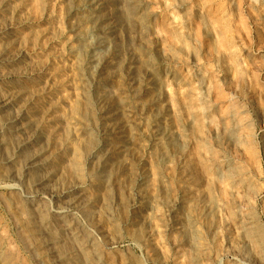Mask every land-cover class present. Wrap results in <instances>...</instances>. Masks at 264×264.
I'll use <instances>...</instances> for the list:
<instances>
[{
    "label": "rangeland",
    "instance_id": "1",
    "mask_svg": "<svg viewBox=\"0 0 264 264\" xmlns=\"http://www.w3.org/2000/svg\"><path fill=\"white\" fill-rule=\"evenodd\" d=\"M121 1L0 0V42L2 43H0V99H6L4 102L7 103L5 109L0 112V125L8 142L6 150L10 151L16 148V145L20 147L16 153L18 165H5L0 160V234L2 233L0 235V264H7L5 260H2V255L8 249H12V257L16 259L14 264H55L52 257L44 250L39 249L40 255H36L33 247L24 243V240L20 239L21 233L18 234L20 226L22 229L31 231L32 225L29 224L30 211L21 196L22 187L18 184L19 181L15 177L12 178L10 174L17 169L20 174L21 163L23 164L28 156L38 154V149L41 154L39 161H43L47 167L44 166L45 169L35 168L32 171L34 175L31 173V177L33 176L31 180H38L39 177L45 176L48 179V188L65 191L66 195L70 194V196L83 192L84 199H87L85 208L77 210L75 212L77 217L75 216L76 219L73 220L77 230H75L77 240L72 241L70 236H64L66 238L61 243L63 245H59L60 251L63 248L61 253L72 252L73 255L77 253L78 257L71 255V264H264V0H137V18H144L143 22L131 15L130 18H132L126 19L122 27L118 28L120 32H117L121 40L125 39L119 59L125 60L133 57L132 59L137 61V71L135 75L129 74L123 62L117 63L118 60H116L115 70L109 73L108 84L102 87L99 75L93 71V68L85 73L80 70V62L76 58L75 36L81 35L86 38L85 42L89 43L92 38L85 34L89 30L88 18L90 14L92 15V10L98 9L100 15L103 12L110 13L109 21L115 22V10L118 8L125 10ZM78 2L81 3L78 5ZM76 21L77 23H73ZM127 21L131 25L130 28L135 27L131 29L132 31L130 30L131 33L127 32ZM72 48L73 51L70 50ZM83 56L85 62L90 59L92 61L99 56V52L93 49L85 50ZM90 75L91 78H88ZM166 80L167 84L164 83ZM72 82L76 84L73 85ZM77 83L80 84L77 85ZM86 87L92 93V102L89 101L90 107L88 106L87 110L82 107L86 103V99L82 96ZM101 87L102 90H110V99L121 100H119L121 106L116 120L120 130L113 128L110 131L109 123L100 118L101 109L97 100ZM15 90L18 92L15 93ZM165 90H170L169 94L164 93ZM170 94L171 97L168 96V99L167 95ZM95 95L97 98L94 97ZM24 98L29 101L27 99L25 101ZM38 99L41 100L38 101ZM12 116L17 119L14 120ZM30 118L39 130L33 135L28 129L24 131V134L19 132L16 127L26 124L28 120L30 122ZM153 120L155 126L160 128L159 130L165 131L166 128V134L157 144L147 136V126ZM127 122L131 123L127 124ZM71 127L75 132L73 128L71 130ZM9 128L16 130L11 131ZM54 134L59 136L56 137ZM75 135L76 138H74ZM89 135H92L94 139L87 144ZM159 144L161 148L165 147L163 151L165 150L164 154L166 152L167 155L165 154L166 160L164 161H160L155 154L157 148L160 147ZM74 147H77L80 154L82 152L80 159L83 166L82 172L78 173L79 178L71 173L73 171L70 169ZM113 151H117V154ZM132 153L135 154L132 155ZM45 156L48 158H44ZM90 156L93 160L89 158ZM115 159L121 161L123 166L125 164L127 166V169L125 168L119 176L112 171ZM3 170L8 173L5 171L3 174ZM129 170L131 172H127ZM51 173H56L59 178L51 177ZM116 181L120 182L119 185ZM157 181L159 184L156 183ZM121 196L124 198L122 199ZM156 196L158 198H155ZM47 197L46 203L51 205L52 200L49 196ZM101 199L104 202L102 200L100 203ZM104 203L108 210L103 209ZM202 203L206 207H202ZM98 204L103 205L102 208ZM25 206L27 207L24 208ZM138 214H141L140 217ZM146 215H151V218ZM17 217L20 218L16 219ZM25 221L27 224L24 223ZM186 221L193 225L195 236H197L196 241H191L188 232H185L186 225L188 226ZM148 234L151 237H148ZM82 236L85 237L83 246L89 250L84 247V251L80 248L81 251L77 248V242L83 239ZM112 238L116 242L114 248L107 245V241ZM37 239H34L35 242H39ZM194 242L198 243L195 245ZM71 243L74 244L71 246ZM145 244L150 249H147ZM66 247L68 250L65 249ZM150 253L153 254L149 255Z\"/></svg>",
    "mask_w": 264,
    "mask_h": 264
},
{
    "label": "bare ground",
    "instance_id": "2",
    "mask_svg": "<svg viewBox=\"0 0 264 264\" xmlns=\"http://www.w3.org/2000/svg\"><path fill=\"white\" fill-rule=\"evenodd\" d=\"M70 1V0H69ZM79 1V0H78ZM82 1H85V0H82ZM103 1H105V0H103ZM107 1H109V2H111L112 0H106V2ZM100 2V1H99ZM122 2V5H120V6H122L123 8L125 7V10L123 9V10H121V8L119 9H116L115 10V14H114V16H115V22L114 21H109L110 20V13L109 14H105L104 12V14L102 13V15H100L99 13H98V9H91L92 10V15L90 14V16H89V18H88V22H89V26H87L88 27V29H86V30H88L87 32H86V34L85 35H88V36H91V38H92V40H90V42L88 43H86L85 41V39L86 38H84V37H81V35L78 37L77 35L75 36V40H76V42H77V46H76V58L79 60V62H80V64H79V68H81L80 70H83L84 71V73L85 72H90L89 70H91L92 68H93V71L94 72H96V73H98V75H99V80H100V84L102 85V87H106V85L108 84V77H109V73H111V70H115L114 68L116 67V63L114 64V62L116 61V60H118L117 61V63H119V62H123V66H125V69L128 71V73L129 74H131V75H135V71H137V67H136V62L132 59L133 57H131L130 59H125V60H122L121 58V60L119 59V55H120V52H121V49H122V46L125 44V39H123L122 38V40H121V37L118 35L119 33H117L120 29H118V28H121L122 27V25L124 24V22L126 21V19H131L130 18V16L132 15V16H135V18H137V15H138V2H137V0H122L121 1ZM66 3H67V1H66ZM79 3H81V2H78L77 4L79 5ZM88 3V2H87ZM90 3H92V2H90ZM141 3V2H140ZM73 4V3H72ZM83 4V3H82ZM68 6H70V5H68ZM89 6V5H88ZM109 6V5H108ZM73 7V6H72ZM71 7V8H72ZM77 7V6H76ZM81 7V6H80ZM79 7V8H80ZM93 7H95V6H93ZM100 7V6H99ZM85 8V7H84ZM71 10V9H70ZM80 10V9H79ZM84 11V10H83ZM68 14V13H67ZM82 16H84L83 14H81ZM87 16V15H86ZM140 17V16H139ZM77 18H79V17H77ZM82 18V17H81ZM80 19V18H79ZM134 19V18H133ZM140 22H143V20H144V18H142V17H140V18H137ZM74 20H75V18H74ZM78 20V19H77ZM82 20V19H81ZM85 20H86V18H85ZM73 21V20H72ZM79 21V20H78ZM83 21V20H82ZM132 21V20H131ZM71 22V21H70ZM86 22V21H85ZM128 22V21H127ZM73 23H77V21L76 22H73ZM73 23L71 24V23H69L71 26L73 25ZM134 23V22H133ZM145 24V23H144ZM80 26V25H79ZM85 26V25H84ZM83 26V27H84ZM118 26H120V27H118ZM130 26L131 25H129V22H128V24H127V32L128 33H131L130 32V30L131 29H134V28H130ZM16 27V26H15ZM81 27V26H80ZM70 28V27H69ZM77 28V27H76ZM144 28V27H143ZM142 28V29H143ZM79 29V28H78ZM71 30V29H70ZM132 31V30H131ZM141 31V30H140ZM243 31V30H242ZM120 32V31H119ZM85 33V32H84ZM141 33H142V31H141ZM75 34V33H74ZM74 34H72V35H74ZM132 35V34H131ZM244 36V35H243ZM123 37V36H122ZM71 39H72V37H70ZM90 38V39H91ZM10 39V38H9ZM9 39L8 40H6L7 42L9 41ZM69 39V38H68ZM12 40H14V38L12 39ZM70 40V39H69ZM89 40V39H88ZM142 40V39H141ZM5 41V42H6ZM4 42V41H3ZM143 42V41H142ZM1 43V42H0ZM127 43V42H126ZM262 43V42H261ZM2 44V43H1ZM7 44V43H6ZM10 44H12V43H10ZM71 45V44H70ZM5 46H7V45H5ZM14 46V45H13ZM75 46V45H74ZM132 46V45H131ZM1 47V46H0ZM4 48V47H3ZM256 48V47H255ZM1 49V48H0ZM91 49H93V51L95 50H98V52H99V56L97 57L96 56V58L94 59V60H92L91 61V59H90V61H87V62H85L84 61V56H83V53H84V51L85 50H91ZM124 49V48H123ZM136 49V48H135ZM9 50V49H8ZM70 50H72L73 51V48L72 49H70ZM133 50V49H132ZM137 51V50H136ZM9 52V51H8ZM7 52V53H8ZM86 53V52H85ZM131 54V53H130ZM7 55V54H6ZM6 55L4 56V57H6ZM122 55H124V54H122ZM134 55V54H133ZM9 57V56H8ZM13 57V56H12ZM150 59V58H149ZM3 60V59H2ZM10 60V59H9ZM148 61V60H147ZM74 62H75V60H74ZM146 62V61H145ZM144 62V63H145ZM150 62H152V61H150ZM76 64V63H75ZM78 64V63H77ZM147 64V63H146ZM121 65H122V63H121ZM77 66V65H76ZM139 66V65H138ZM145 66V65H144ZM142 67V66H141ZM140 67V68H141ZM146 68L148 67V66H145ZM144 67V68H145ZM70 68H71V66H70ZM120 68V67H119ZM149 68V67H148ZM10 69V68H9ZM122 69V68H121ZM2 70V69H1ZM140 70V69H139ZM10 71V70H9ZM8 71V72H9ZM72 71V70H71ZM76 71V70H75ZM119 71V70H118ZM73 72V71H72ZM116 72V71H115ZM139 72V71H138ZM141 72V71H140ZM1 73V72H0ZM83 73V72H82ZM120 73V72H119ZM74 74V73H73ZM79 74V73H78ZM90 74H92V73H90ZM139 74V73H138ZM81 75V74H80ZM112 76V75H111ZM117 76H119L118 74H117ZM123 76V75H122ZM121 76V77H122ZM138 76V75H137ZM76 77V76H75ZM81 77V76H80ZM115 77V76H114ZM120 77V78H121ZM140 77H142V76H140ZM73 78V77H72ZM88 78H91V75H90V77H88ZM94 78V77H93ZM124 78V77H123ZM125 78H126V76H125ZM130 78V77H129ZM145 78V77H144ZM152 78V77H151ZM74 79V78H73ZM110 79H112V78H110ZM140 79V78H139ZM58 80V79H57ZM78 80H79V77H78ZM92 80H94V79H92ZM91 80V81H92ZM97 80V79H96ZM113 80V79H112ZM124 81V80H123ZM122 81V82H123ZM126 81V80H125ZM162 81V80H161ZM59 82V81H58ZM57 82V83H58ZM69 82V81H68ZM127 82V81H126ZM125 82V83H126ZM134 82V81H133ZM167 82V80L164 82V83H166ZM74 83L75 82H72V84L74 85ZM130 83V82H129ZM163 83V84H164ZM59 84V83H58ZM76 84V83H75ZM78 84H80V83H77V85ZM160 84V83H159ZM167 84V83H166ZM165 84V85H166ZM54 85H55V83H54ZM63 85V84H62ZM66 85V84H65ZM76 85V86H77ZM88 85V84H87ZM100 85V86H101ZM162 85V84H161ZM83 86H85V85H83ZM82 86V87H83ZM26 87V86H25ZM37 87V86H36ZM69 87V86H68ZM74 87V86H73ZM77 87H79V86H77ZM102 87H101V92H99V94L100 95H98L99 96V98H98V100H97V102L100 104V118L102 119V120H104V121H107L108 123H109V125H108V129L111 131L113 128L114 129H119L120 130V128H118V123L116 122V120H117V113H118V111L120 110V101L119 100H112V99H110L109 98V95H110V90L109 91H107L106 89H104V90H102ZM136 87V86H135ZM147 87V86H146ZM150 87V86H149ZM49 88V87H48ZM55 88V87H54ZM76 88V87H75ZM80 88V87H79ZM169 88V87H168ZM10 89V88H9ZM13 90H14V88H12ZM11 89V90H12ZM42 89V88H41ZM63 89V88H62ZM65 89V88H64ZM82 89V88H81ZM112 89V88H111ZM162 89H163V87H162ZM165 89H167V88H165ZM6 90H8V89H6ZM17 90V89H16ZM15 90V91H16ZM27 90V89H26ZM43 90V89H42ZM120 90V89H119ZM128 90V89H127ZM129 90H130V88H129ZM33 91V90H32ZM35 91V90H34ZM37 91V90H36ZM53 91V90H52ZM113 91V90H112ZM115 91H117V90H115ZM169 92H170V90H168ZM168 91H164V93L165 92H168ZM9 92V91H8ZM12 92V91H11ZM18 91H16L15 93H17ZM21 92V91H20ZM40 92V91H39ZM38 92V93H39ZM45 92V91H44ZM78 92H79V90H78ZM78 92H77V94H78ZM131 92V91H130ZM138 92V91H137ZM169 92H168V94H169ZM10 93V92H9ZM76 93V92H75ZM161 93V92H160ZM159 93V94H160ZM7 94V93H6ZM28 94V93H27ZM34 94V93H33ZM37 94V93H36ZM74 94V93H73ZM80 94H82V93H80ZM115 94L117 95V93L115 92ZM118 94H119V92H118ZM127 94V93H126ZM135 94V93H134ZM138 94V93H137ZM155 94V93H154ZM30 96H31V93L29 94ZM53 95V94H52ZM91 95H92V93H91V90L88 88V87H86L84 90H83V94H82V96H83V98H85L86 100H85V102L86 103H84V105L82 106L83 108H85L86 110H87V107L89 106L88 105V103H89V101H91ZM133 95V94H132ZM156 95H158V94H156ZM5 96V95H4ZM3 96V97H4ZM63 96H65V95H63ZM75 96V95H74ZM77 96V95H76ZM151 96V95H150ZM160 96V95H159ZM168 96H170L171 97V94L170 95H167V98H168ZM25 97V96H24ZM27 97V96H26ZM62 97V96H61ZM60 97V98H61ZM71 97V96H70ZM94 97H96V95L94 96ZM118 97V96H117ZM122 97V96H121ZM132 97V96H131ZM137 97V96H136ZM157 97V96H156ZM162 97V96H161ZM37 98V97H36ZM67 98V97H66ZM77 98V97H76ZM79 98V97H78ZM97 98V97H96ZM115 98V97H114ZM120 98V97H119ZM130 98V97H129ZM9 99V98H8ZM25 99V98H24ZM27 99V98H26ZM26 99H25V101H26ZM69 99V98H68ZM67 99V100H68ZM72 99H74V98H72ZM169 99V98H168ZM172 99V98H171ZM4 100L6 101V99H0V112L1 111H3V109H5V106H6V102H4ZM28 100V99H27ZM31 100H32V98H31ZM41 100V99H40ZM39 99H38V101H40ZM65 100V99H64ZM66 100V101H67ZM77 100V99H76ZM75 100V101H76ZM81 102H82V100L81 99H79ZM123 100V99H122ZM29 101V100H28ZM61 101V100H60ZM78 101V100H77ZM96 101V100H95ZM129 101V100H128ZM142 101V100H141ZM24 102V101H23ZM69 102V101H68ZM67 102V103H68ZM92 102V101H91ZM132 102H133V100H132ZM170 102V101H169ZM51 103H53V101L51 102ZM55 103V102H54ZM70 103V102H69ZM68 103V104H69ZM95 103V102H94ZM93 103V104H94ZM123 103V102H122ZM134 103V102H133ZM146 102H144V104H145ZM167 103V102H166ZM18 104V103H17ZM47 104V103H46ZM49 104V103H48ZM76 104V103H75ZM74 104V105H75ZM78 104V103H77ZM129 104H131V103H129ZM143 104V103H142ZM147 104V103H146ZM171 104V103H170ZM169 104V105H170ZM173 104V103H172ZM23 105V104H22ZM27 105V104H26ZM138 105H140V103L138 104ZM18 106V105H17ZM40 106V105H39ZM129 106V105H128ZM172 106V105H171ZM32 107V106H31ZM35 107V106H34ZM47 107H48V105H47ZM46 107V108H47ZM52 107V106H51ZM59 107H61V106H59ZM75 107V106H74ZM90 107V106H89ZM134 107H136V105L134 106ZM173 107V106H172ZM172 107H171V110H172ZM12 108V107H11ZM36 108V107H35ZM66 108V107H65ZM73 108V107H72ZM81 108V107H80ZM96 108V107H95ZM123 108V107H122ZM128 108V107H127ZM138 108V107H137ZM159 108V107H158ZM13 109H14V107H13ZM16 109V108H15ZM41 109V108H40ZM44 109V108H43ZM42 109V110H43ZM75 109H76V107H75ZM99 109V108H98ZM154 109V108H153ZM38 110V108L36 109V111ZM47 110H48V108H47ZM46 110V111H47ZM60 110V109H59ZM61 110H63V109H61ZM77 110V109H76ZM124 110V109H123ZM134 110V109H133ZM132 110V111H133ZM142 110V109H141ZM5 111V110H4ZM12 111V110H11ZM21 111V110H20ZM28 111H29V109H28ZM41 111V110H40ZM79 111H81V110H79ZM78 111V112H79ZM92 111V110H91ZM96 111V110H95ZM126 111V110H125ZM165 111H166V109H165ZM8 112V111H7ZM25 112V111H24ZM45 112V111H44ZM159 112V111H158ZM4 113V112H3ZM19 113V112H18ZM17 113V114H18ZM63 113H64V111H63ZM69 113V112H68ZM71 113V112H70ZM83 113V112H82ZM87 113H88V111H87ZM120 113H122V112H120ZM129 113V112H128ZM150 113H151V111H150ZM9 114V113H8ZM21 114V113H20ZM27 114V113H26ZM38 114V113H37ZM60 114V113H59ZM81 114V113H80ZM141 114V113H140ZM143 114V113H142ZM1 115V114H0ZM5 115V114H4ZM11 115V114H10ZM13 115H14V113H13ZM68 115V114H67ZM87 115V114H86ZM97 115V114H96ZM148 115H150V114H148ZM154 115V114H153ZM20 116V115H19ZM64 116V115H63ZM62 116V117H63ZM70 116V115H69ZM74 116V115H73ZM121 116H122V114H121ZM138 116V115H137ZM141 116V115H140ZM158 116V115H157ZM7 117H9V116H7ZM13 117V116H12ZM18 117V116H17ZM29 117V116H28ZM79 117H80V115H79ZM93 117H95V116H93ZM129 117V116H128ZM142 117V116H141ZM44 118V117H43ZM49 119H50V117H48ZM61 118V117H60ZM67 118V117H66ZM97 118V117H96ZM121 118V117H120ZM127 118V117H126ZM166 118V117H165ZM13 119H14V117H13ZM13 119H11V120H13ZM17 118H15L14 120H16ZM35 119V118H34ZM73 119V118H72ZM80 119V118H79ZM87 119V118H86ZM146 119V118H145ZM5 120H6V117H5ZM10 120V119H9ZM8 120V121H9ZM54 120V119H53ZM57 120H58V118H57ZM62 120V119H61ZM69 120V119H68ZM71 120V119H70ZM85 120V119H84ZM83 120V121H84ZM88 120V119H87ZM93 120V119H92ZM96 120V119H95ZM121 120V119H120ZM129 120V119H128ZM152 120V119H151ZM151 120H148V121H151ZM7 121V120H6ZM29 121V120H28ZM27 121V123L26 124H24V125H22V126H19V127H16L17 129H18V131L19 132H23V134L25 133L24 131H26L27 129L28 130H30L31 131V133H32V135L34 134V133H36L37 132V130H39V127L38 126H36V125H34L32 122H31V118H30V122H28ZM51 121V120H50ZM75 121V120H74ZM78 121V120H77ZM76 121V122H77ZM81 121V120H80ZM79 121V122H80ZM125 121H127V120H125ZM141 121V120H140ZM146 121H147V119H146ZM192 121V120H191ZM5 122V121H4ZM39 122V121H38ZM66 122V121H65ZM78 122V123H79ZM89 122V121H88ZM167 122H169V121H167ZM194 122V121H193ZM23 123V122H22ZM37 123V122H36ZM40 123V122H39ZM70 123V122H69ZM86 123V122H85ZM85 123H83V124H85ZM93 123H96V122H94L93 121ZM98 123V122H97ZM129 123H131V122H129ZM128 122H127V124H129ZM134 123V122H133ZM137 123V122H136ZM142 123V122H141ZM81 124V123H80ZM79 124V125H80ZM146 124H148V123H146ZM145 124V125H146ZM169 124V123H168ZM10 125V124H9ZM21 125V124H20ZM67 125H69V124H67ZM66 125V126H67ZM86 125H87V123H86ZM85 125V126H86ZM90 125V124H89ZM132 126H133V124H131ZM5 126V125H4ZM36 126V127H35ZM65 126V125H64ZM69 126H72L71 124L69 125ZM74 126V125H73ZM77 126V125H76ZM102 126V125H101ZM123 126V125H122ZM127 126V125H126ZM163 126H165V125H163ZM169 126H170V124H169ZM6 127H7V124H6ZM9 127V126H8ZM12 127V126H11ZM61 127H63V126H61ZM80 127V126H79ZM83 127V126H82ZM98 127V126H97ZM134 127V126H133ZM140 127V126H139ZM138 127V128H139ZM148 127V129H146L145 127V129L147 130V136L150 138V140L152 141V142H154L155 144H157V142L158 141H162V137H163V135H165L166 134V128H165V131L164 130H159L160 128H157L156 126H155V124H154V120L147 126ZM53 128V127H52ZM55 128V127H54ZM68 128V127H67ZM72 128L73 127H71V130H72ZM74 128H75V126H74ZM74 128H73V131L75 132V130H74ZM99 128V127H98ZM97 128V129H98ZM123 128V127H122ZM125 128V127H124ZM127 128V127H126ZM135 128H136V130H137V126H135ZM143 128V127H142ZM11 131H15L16 129H12V128H9ZM59 129H60V127H59ZM65 129V128H64ZM64 129H62L63 131H64ZM80 129V128H79ZM92 129V128H91ZM104 129V128H103ZM107 129V128H106ZM128 129H130V128H128ZM164 129V128H163ZM52 130V129H51ZM61 130V131H62ZM66 130V129H65ZM99 130V129H98ZM140 130V129H139ZM144 130V129H143ZM58 131V130H57ZM77 131V130H76ZM116 131V130H115ZM133 131V130H132ZM132 131H131V133H132ZM142 131V130H141ZM48 132V131H47ZM52 132V131H51ZM54 132V131H53ZM65 132V131H64ZM79 132V131H78ZM145 132V130L143 131V133ZM170 132V131H169ZM178 132V131H177ZM176 132V133H177ZM43 133V132H42ZM56 133V132H55ZM59 134H60V132H58ZM62 133V132H61ZM85 133V132H84ZM93 133V132H92ZM98 133V132H97ZM101 133V132H100ZM130 133V132H129ZM171 133H173V132H171ZM175 133V134H176ZM29 134H30V132H29ZM28 134V135H29ZM57 134V133H56ZM56 134H54L55 136H56ZM68 134V133H67ZM73 134V133H72ZM75 134H77V133H75ZM108 134V133H107ZM128 134V133H127ZM178 134H179V132H178ZM27 135V136H28ZM50 135V134H49ZM53 135V136H54ZM69 135V134H68ZM79 135V134H78ZM85 135H87V134H85ZM95 135V134H94ZM99 135V134H98ZM122 135V134H121ZM130 135V134H129ZM128 135V136H129ZM134 135V134H133ZM8 136V135H7ZM6 136V137H7ZM47 136V135H46ZM45 136V137H46ZM57 136H59V135H57ZM56 136V137H57ZM63 136V135H62ZM70 136V135H69ZM84 136V135H83ZM115 136V135H114ZM139 136V135H138ZM143 136V135H142ZM169 136V135H168ZM182 136V135H181ZM11 137V136H10ZM24 137H26V135L24 136ZM32 137V136H31ZM44 137V138H45ZM70 137H72V136H70ZM95 137V136H94ZM119 137V136H118ZM171 137V136H170ZM176 137V136H175ZM22 138V137H21ZM30 138V137H29ZM46 138H48V137H46ZM55 138V137H54ZM60 138V137H59ZM66 138H68V137H66ZM74 138H76V135H75V137ZM77 138H79L78 136H77ZM85 138V137H84ZM109 138V137H108ZM115 138H117L116 136H115ZM120 138V137H119ZM145 138V137H144ZM168 138V137H167ZM181 138V137H180ZM7 138H5V134L3 133V131H2V128H1V125H0V149H1V156H0V160L2 161V163L3 164H10V165H12V166H15L16 164H17V155H16V153H17V151L20 149V147H19V145H16V148H12L10 151H9V149L8 150H6V147H7V145H8V142H7V140H6ZM23 139V138H22ZM41 139V138H40ZM64 139V138H63ZM81 139V138H80ZM91 139H94V138H92V135H89V137L87 138V144L89 143L90 144V140ZM121 139V138H120ZM127 139V138H126ZM131 139V138H130ZM136 139H137V137H136ZM9 140H10V138H9ZM8 140V141H9ZM13 140V139H12ZM21 140V139H20ZM42 140V139H41ZM45 140V139H44ZM52 140V139H51ZM62 140V139H61ZM65 140V139H64ZM78 140V139H77ZM86 140V139H85ZM169 140V139H168ZM167 140V141H168ZM176 140V139H175ZM24 141V140H23ZM46 141V140H45ZM56 141V140H55ZM63 141V140H62ZM67 141V140H66ZM72 141H73V139H72ZM95 141V140H94ZM122 141V140H121ZM170 141V140H169ZM182 141V140H181ZM41 142H43V141H41ZM50 142V141H49ZM69 142V141H68ZM79 142V141H78ZM137 142V141H136ZM141 142V141H140ZM142 142H144V141H142ZM146 142V141H145ZM13 143V142H12ZM44 143V142H43ZM46 143H47V141H46ZM53 143V142H52ZM56 144H58V143H60V141L57 143V142H55ZM54 143V144H55ZM65 143V142H64ZM67 143V142H66ZM74 143V142H73ZM83 143H84V140H83ZM96 143V142H95ZM107 143H110V142H107ZM137 143H139V142H137ZM154 143H152V144H154ZM171 143H174V142H171ZM182 143V142H181ZM10 144V143H9ZM39 144V143H38ZM54 144L52 145V146H54ZM91 144H93V143H91ZM145 144V143H144ZM167 144V143H166ZM11 145V144H10ZM13 145V144H12ZM42 145V144H41ZM44 145H46V144H44ZM59 145H61V143L59 144ZM64 145V144H63ZM69 145H70V143H69ZM72 146H73V144H71ZM80 145V144H79ZM85 145H86V143H85ZM94 145V144H93ZM111 145V144H110ZM109 145V146H110ZM160 145V144H159ZM175 145V144H174ZM48 146V145H47ZM46 146V147H47ZM66 146V145H65ZM83 146V145H82ZM88 146H91V145H88ZM115 146V145H114ZM140 146H143V145H140ZM146 146V145H145ZM169 146V145H168ZM171 146V145H170ZM19 147V148H18ZM38 147H40V146H38ZM48 147H50V146H48ZM55 147H56V145H55ZM78 147V146H77ZM77 147H74V148H72V150H73V158H71V155L69 156L71 159H72V164H71V171H73V172H71V173H74L75 175H77L78 176V178H79V175H78V173H80V172H82V166H83V164H82V161H81V154H82V152H81V154L78 152V150L76 149ZM81 147V146H80ZM84 147V146H83ZM94 147V146H93ZM150 147V146H149ZM156 147H157V145H156ZM155 147V148H156ZM41 148V147H40ZM60 148V147H59ZM67 148V147H66ZM70 148V147H69ZM96 148V147H95ZM146 148V147H145ZM154 148V149H155ZM164 149H165V147H163ZM163 148H161V145H160V147H158L157 148V153H155V154H157V158L161 161V160H163L164 161V159H165V154H166V152H165V154H164V151H163ZM23 149H24V147H23ZM45 149V148H44ZM47 149V148H46ZM52 149V148H51ZM58 149V148H57ZM56 149V150H57ZM86 149V148H85ZM107 149V148H106ZM114 149V148H113ZM137 149V148H136ZM138 149H139V147H138ZM174 149H176V148H174ZM37 150V149H36ZM54 150V149H53ZM53 150H51V151H53ZM63 150H64V148H63ZM108 150V149H107ZM124 150V149H123ZM122 150V151H123ZM38 151H40L39 149H38ZM37 151V153L39 154H33V155H30V156H28L26 159H25V161H24V163L22 164L21 163V173L19 174V172H17V170H19V169H17L16 171H13L12 172V174H10V172H9V174H10V176L13 178V177H15L16 179H17V181H19V183L18 184H20L21 185V190H22V199H24V201H25V203L27 204V206H28V209H29V211H30V213H29V215H28V217H29V224H31L32 226H31V231H27V230H25V229H22L21 228V226L19 227L20 228V232H18V234L19 233H21L20 234V239L22 240H24V243H26L27 245H29L30 247H33V252L36 254V255H40V251H38L39 249H41V250H44L45 252H46V254L47 255H50V257H52V259H53V261L55 262V264H71V261H72V257H71V255L72 256H74V255H76V254H74L73 255V253L72 252H65V253H61L62 252V249H61V251H60V249H59V245L62 243V242H64L63 241V239L64 238H66L67 236H70L71 238H72V241H73V239L74 240H77V238L78 237H76V234H75V227H74V223H73V220H74V218H75V212L77 211V210H79V209H83V208H85V206H86V201H87V199H84V194H83V192L82 193H77V194H75V196H70V194H68V195H66V192L65 191H56V190H53L54 188H48V184H47V178L45 177V176H41V177H39L38 178V180H31V179H33L32 177H31V173H32V171L35 169V168H39V167H41V168H43V169H45V167L44 166H46V165H44L43 164V161H39V158H40V156H41V154L39 153ZM42 151V150H41ZM55 151V150H54ZM53 151V152H54ZM81 151V150H80ZM84 151V150H83ZM86 151V150H85ZM89 151V150H88ZM22 152V151H21ZM105 152V151H104ZM103 152V153H104ZM151 152H152V150H151ZM89 153V152H88ZM113 153L114 154H117V151H113ZM56 154H58V153H56ZM72 154V153H71ZM87 154V153H86ZM133 154H135V153H132V155ZM171 154V153H170ZM51 155V154H50ZM99 155V154H98ZM141 155V154H140ZM167 155V154H166ZM19 156V155H18ZM55 156V155H54ZM60 156H62L61 154H60ZM94 156V155H93ZM106 156V155H105ZM156 156V155H155ZM172 156H173V154H172ZM51 157V156H50ZM68 157V158H69ZM131 157V156H130ZM135 157H136V155H135ZM134 157V158H135ZM170 157V156H169ZM168 157V158H169ZM44 158H48L47 156H45ZM65 158V157H64ZM89 158H91V160H93V158L90 156ZM112 158V157H111ZM114 158V157H113ZM133 158V159H134ZM140 158V157H139ZM138 158V159H139ZM156 158V159H157ZM96 159V158H95ZM122 159V158H121ZM126 159V158H125ZM169 159H173V158H169ZM60 160H62V159H60ZM59 160V161H60ZM68 160V159H67ZM116 160V159H115ZM166 160V159H165ZM70 161V160H69ZM111 161V160H110ZM113 161V160H112ZM128 161H130V160H128ZM173 161V160H172ZM171 161V162H172ZM95 162V161H94ZM50 163H51V161H50ZM91 163V162H90ZM133 163V162H132ZM19 164V163H18ZM17 164V165H18ZM67 164H68V162H67ZM98 164V163H97ZM96 164V165H97ZM159 164H160V162H159ZM164 164V163H163ZM169 164V163H168ZM126 165V164H125ZM123 166V164H121V161H115L114 162V166H115V169H114V166H113V170L112 171H114L115 172V174H118V176L125 170V168L127 167V166ZM133 165V164H132ZM135 165V164H134ZM167 165V164H166ZM63 166H65L64 164H63ZM98 166V165H97ZM103 166V165H102ZM47 167V166H46ZM68 167V166H67ZM91 167V166H90ZM112 167V166H111ZM158 167H159V165H158ZM56 168V166L54 167V169ZM60 168V167H59ZM88 168V167H87ZM130 168H132V167H130ZM3 169V168H2ZM5 169V168H4ZM13 169V168H12ZM52 169V168H51ZM51 169H50V171H51ZM57 169H58V166H57ZM56 169V170H57ZM65 169H67V168H65ZM65 169H63L64 171H65ZM85 169V168H84ZM127 169V168H126ZM165 169V168H164ZM11 170V169H10ZM62 170V169H61ZM87 170V169H86ZM90 170V169H89ZM108 170H110V169H108ZM163 170V169H162ZM4 171V170H3ZM6 171V170H5ZM5 171L3 172V174L5 173ZM9 171V170H8ZM42 171V170H41ZM68 171H70V170H68ZM107 171V170H106ZM112 171H110V172H112ZM136 171V170H135ZM7 172V171H6ZM63 172V171H62ZM76 172H77V174H76ZM89 172V171H88ZM87 172V173H88ZM101 172V171H100ZM126 172V171H125ZM127 172H131L130 170L129 171H127ZM138 172V171H137ZM144 172V171H143ZM155 172H156V170H155ZM8 173V172H7ZM40 173V172H39ZM47 173V172H46ZM50 173V172H49ZM67 173V172H66ZM113 173V172H112ZM160 173V172H159ZM33 174V173H32ZM35 174H36V172H35ZM41 174V173H40ZM73 174V175H74ZM86 174V173H85ZM104 174H107V173H104ZM154 174V173H153ZM6 175V174H5ZM34 175V174H33ZM43 175H45V174H43ZM47 175V177H48V174H46ZM67 175H69V174H67ZM81 175H83V174H81ZM87 175V174H86ZM92 175V174H91ZM113 175V174H112ZM129 175V174H128ZM127 175V176H128ZM142 175V174H141ZM144 175V174H143ZM51 177H53L54 176V178H55V176L56 177H58V175H56V173H51V175H50ZM85 176V175H84ZM123 176V175H122ZM136 176V175H135ZM63 177H65V176H63ZM73 177V176H72ZM88 177V176H87ZM108 177V176H107ZM106 177V178H107ZM110 177H111V175H110ZM130 177V176H129ZM139 177V176H138ZM154 177H155V174H154ZM153 177V178H154ZM35 178V177H34ZM49 178V177H48ZM59 178V177H58ZM70 178V177H69ZM98 178V177H97ZM122 178V177H121ZM120 178V179H121ZM128 178V177H127ZM131 178V177H130ZM144 178H146V177H144ZM186 178V177H185ZM53 179V178H52ZM64 179V178H63ZM75 179H77V177H75ZM96 179V178H95ZM133 179V178H132ZM157 179V178H156ZM14 180V179H13ZM54 180V179H53ZM122 180V179H121ZM146 180V179H145ZM15 181V180H14ZM56 181H58V179L56 180ZM61 181H63V180H61ZM61 181H60V183H61ZM79 181V180H78ZM77 181V182H78ZM126 181H127V179H126ZM129 181H132V180H129ZM163 181V180H162ZM161 181V182H162ZM76 182V181H75ZM101 182V181H100ZM107 182H109V181H107ZM117 182V181H116ZM133 182V181H132ZM55 183V182H54ZM70 183V182H69ZM81 183H83V182H81ZM91 183V182H90ZM99 183V182H98ZM118 183H120V182H117L116 184H118ZM139 183V182H138ZM141 183V182H140ZM156 183H158V181L156 182ZM164 183V182H163ZM45 184H47V185H45ZM57 184H58V182H57ZM101 184H103V183H101ZM159 184V183H158ZM50 185V184H49ZM63 185H64V183H63ZM72 185V184H71ZM79 185V184H78ZM82 185V184H81ZM98 185V184H97ZM119 185V184H118ZM132 185V184H131ZM11 186V185H10ZM89 186V185H88ZM122 186V185H121ZM120 186V187H121ZM128 186V185H127ZM136 186V185H135ZM160 186V185H159ZM164 186V185H163ZM166 186V185H165ZM62 187V186H61ZM15 188V187H14ZM60 188V187H59ZM73 188V187H72ZM113 188V187H112ZM132 188H134V187H132ZM131 188V189H132ZM143 188H145L144 186H143ZM142 188V189H143ZM147 188V187H146ZM165 187H163V189H164ZM184 188V187H183ZM13 189V188H12ZM68 189V188H67ZM86 189V188H85ZM106 189V188H105ZM108 189H109V187H108ZM140 189V188H139ZM142 189H140V190H142ZM157 189V188H156ZM92 190V189H91ZM107 190V189H106ZM115 190V189H114ZM119 190V189H118ZM143 190H145V189H143ZM161 190H162V188H161ZM165 190V189H164ZM16 191H18V189L16 190ZM83 191V190H82ZM124 191H125V189H124ZM134 191V190H133ZM138 191V190H137ZM157 191V190H156ZM159 191V190H158ZM185 191V190H184ZM183 191V192H184ZM187 191V190H186ZM79 192V191H78ZM81 192V191H80ZM95 193H96V191H94ZM110 192V191H109ZM111 192H113V191H111ZM123 192V191H122ZM121 192V193H122ZM141 192V191H140ZM148 192V191H147ZM160 192V191H159ZM166 192H168V191H166ZM181 192V191H180ZM189 192H190V190H189ZM189 192H187V193H189ZM17 193H19V192H17ZM85 193V192H84ZM124 193V192H123ZM122 193V194H123ZM127 193V192H126ZM130 193V192H129ZM137 193V195H138V192H136ZM146 193V192H145ZM89 194V193H88ZM94 194V193H93ZM99 194V193H98ZM107 194H109L108 193V190H107ZM49 196L50 197V199L52 200L51 201V205H50V203L49 204H47L46 203V198H48L47 196ZM96 195H97V193H96ZM113 195V193L111 194V196ZM118 195V194H117ZM131 195V194H130ZM142 195V194H141ZM150 195H152V193L150 194ZM153 195H154V193H153ZM161 195V194H160ZM166 195V194H165ZM190 195V194H189ZM196 195V194H195ZM198 195V194H197ZM21 196H20V198H21ZM111 196H110V198H111ZM145 196V195H144ZM167 196V195H166ZM101 197V196H100ZM127 197H128V195H127ZM149 197V196H148ZM152 197V196H151ZM161 197V196H160ZM159 197V198H160ZM162 197H163V195H162ZM92 198V197H91ZM96 198V197H95ZM107 198H108V195H107ZM120 198V197H119ZM121 198H122V196H121ZM124 198V197H123ZM122 198V199H123ZM155 198H158L157 196L155 197ZM154 198V199H155ZM164 198V197H163ZM195 198H196V196H195ZM200 198V197H199ZM98 199V198H97ZM103 199H105V197L103 198ZM103 199H101L100 200V203H102V202H104V200ZM109 199V198H108ZM112 199V198H111ZM117 199V198H116ZM149 199V198H148ZM153 199V198H152ZM165 199V198H164ZM168 199V198H167ZM166 199V200H167ZM186 199V198H185ZM198 199V198H197ZM196 199V200H197ZM201 199V198H200ZM200 199H199V201H200ZM103 200V201H102ZM144 200V199H143ZM187 200V199H186ZM193 200H194V198H193ZM20 201V200H19ZM50 201V200H49ZM102 201V202H101ZM107 201V200H106ZM113 201V200H112ZM156 201V200H155ZM158 201H160V199L158 200ZM165 201V200H164ZM163 201V202H164ZM6 202V201H5ZM114 202V201H113ZM119 202V201H118ZM140 202V201H139ZM148 202V201H147ZM15 203V202H14ZM19 204H20V202H18ZM99 203V204H100ZM110 203V202H109ZM123 203V202H122ZM144 203V202H143ZM157 203V202H156ZM4 204V203H3ZM7 204V203H6ZM19 204H17V205H19ZM94 204V203H93ZM98 204V205H99ZM105 205L103 206V209H105V210H108L107 209V206H106V203H104ZM117 204V203H116ZM115 204V205H116ZM160 204H161V202H160ZM160 204H158V205H160ZM171 204V203H170ZM198 205H200V203H197ZM203 204V203H202ZM21 205V204H20ZM19 205V206H20ZM23 205V204H22ZM109 205V204H108ZM134 205H136V204H134ZM140 205H142V203L140 204ZM166 205V204H165ZM165 205H163V206H165ZM194 205H196V203L194 204ZM27 206H25L24 208H26ZM95 206V205H94ZM102 206H100L99 205V207H101L102 208ZM121 206V205H120ZM119 206V207H120ZM123 206V205H122ZM121 206V207H122ZM189 205H187V207H188ZM204 206V204L202 205V207ZM23 207V206H22ZM89 207H91V205L89 206ZM149 207H150V204H149ZM170 207H171V205H170ZM187 207H185V208H187ZM195 207V206H194ZM196 207H198V206H196ZM201 207V206H200ZM204 207H206V206H204ZM12 208V207H11ZM17 208V207H16ZM24 208H23V210H24ZM192 208V207H191ZM6 209V208H5ZM92 209V208H91ZM113 209V208H112ZM116 209H117V207H116ZM119 209V208H118ZM150 209V208H149ZM154 210H155V208H153ZM157 209H158V207H157ZM203 209H205V208H203ZM9 210H10V208H9ZM12 210V209H11ZM17 210V209H16ZM22 210V211H23ZM90 210V209H89ZM101 210V209H100ZM15 210H13V212H14ZM19 211L21 212V209H19ZM25 211V210H24ZM27 211V210H26ZM80 211V210H79ZM85 211V210H84ZM86 211H88V210H86ZM85 211V212H86ZM93 211H94V209H93ZM110 211V210H109ZM150 211H152L151 209H150ZM158 211V210H157ZM188 211V210H187ZM186 211V212H187ZM116 212V211H115ZM16 213V212H15ZM22 214H23V212H21ZM100 213V212H99ZM102 213H104V212H102ZM106 213V212H105ZM109 213V212H108ZM155 213V212H154ZM188 213V212H187ZM90 214V213H89ZM96 214V213H95ZM98 214V213H97ZM110 214V213H109ZM127 214V213H126ZM152 214H153V212H152ZM159 214V213H158ZM189 214V213H188ZM20 215V214H19ZM18 215V216H19ZM104 215V214H103ZM102 215V218H104V216ZM112 215V214H111ZM133 215V214H132ZM136 215V214H135ZM139 215V214H138ZM141 215V214H140ZM140 215H139V217H140ZM144 215V214H143ZM160 215H162V214H160ZM12 216V215H11ZM15 216H17V215H15ZM74 216V217H73ZM81 216V215H80ZM88 216V215H87ZM92 216V215H91ZM98 216V215H97ZM99 216H101V215H99ZM106 216V215H105ZM110 216V215H109ZM147 216V215H146ZM148 216H150V218H151V215H148ZM147 216V217H148ZM175 216V215H174ZM176 216H177V213H176ZM182 216V215H181ZM26 217V216H25ZM77 217V216H76ZM84 217H85V215H84ZM89 217V216H88ZM95 217V216H94ZM131 217V216H130ZM153 217H155V216H153ZM152 217V218H153ZM158 217V216H157ZM184 217V216H183ZM18 218H20V217H17L16 219H18ZM24 218V217H23ZM117 218V217H116ZM133 218V217H132ZM185 218H186V216H185ZM16 219L14 218V220H15V222H16V224H18V221H16ZM76 219V218H75ZM78 219V218H77ZM94 219V218H93ZM99 219H101V218H99ZM113 219V218H112ZM134 219V218H133ZM176 219V218H175ZM253 219V218H252ZM13 220V219H12ZM19 220H21V219H19ZM25 220V219H24ZM79 220V219H78ZM88 220V219H87ZM97 221H98V219H96ZM95 220V221H96ZM105 220H106V218H105ZM107 220H109V218H107ZM138 219H136V221H137ZM140 220V219H139ZM28 221V220H27ZM77 221V220H76ZM102 221V220H101ZM134 221V220H133ZM145 221V220H144ZM151 221H154V220H151ZM158 221H160L159 219H158ZM83 222V221H82ZM85 222V221H84ZM103 222H104V220H103ZM106 222V221H105ZM113 222V221H112ZM132 222V221H131ZM142 222V221H141ZM186 222H188V221H186ZM245 222V221H244ZM24 223H26V221L24 222ZM94 223V222H93ZM99 223V222H98ZM109 223V222H108ZM151 223V222H150ZM154 223V222H153ZM180 223V222H179ZM193 223V222H192ZM195 223V222H194ZM246 223V222H245ZM27 224V223H26ZM28 224V225H29ZM77 224V223H76ZM86 224H87V222H86ZM111 224V223H110ZM146 224H148L149 226H152V225H150L148 222H146ZM82 225V224H81ZM80 225V226H81ZM91 225V224H90ZM92 225H94V224H92ZM108 225V224H107ZM112 225V224H111ZM139 225H140V223H139ZM138 225V226H139ZM156 225H157V223H156ZM87 226V225H86ZM113 226V225H112ZM112 226H110V227H112ZM141 226V225H140ZM143 226V225H142ZM146 226V225H145ZM148 226V227H149ZM155 226V225H154ZM250 226V225H249ZM17 227V226H16ZM29 226H27V228H28ZM89 227V226H88ZM93 227V226H92ZM98 227V226H97ZM109 227V226H108ZM135 227H137V226H135ZM158 227V226H157ZM183 227V226H182ZM185 227V226H184ZM246 227V226H245ZM26 228V227H25ZM78 228V227H77ZM102 228V227H101ZM113 228V227H112ZM147 228V227H146ZM153 227H151V229H152ZM155 228V227H154ZM194 227H193V225L192 224H189V222H188V226L186 225V230H185V232H188V235L190 236V240L191 241H196L197 239V236H195L196 235V232H195V230L193 229ZM197 228V227H196ZM2 229V228H1ZM18 229V228H17ZM30 229V228H29ZM84 229V228H83ZM89 229V228H88ZM111 229V228H110ZM139 229V228H138ZM143 229V228H142ZM141 229V230H142ZM156 229V228H155ZM158 229V228H157ZM198 229V228H197ZM200 229V228H199ZM143 230H145V229H143ZM142 230V231H143ZM180 230V229H179ZM250 229H248V231H249ZM2 231H3V229H2ZM18 231V230H17ZM77 231V230H76ZM79 231V230H78ZM98 231V230H97ZM136 231H137V229H136ZM198 231V230H197ZM252 231V230H251ZM254 231V230H253ZM4 232V231H3ZM82 232V231H81ZM94 232V231H93ZM96 232V231H95ZM107 232V231H106ZM105 232V233H106ZM146 232V231H145ZM144 232V233H145ZM152 232H155V231H152ZM151 232V233H152ZM157 232V231H156ZM159 232V231H158ZM79 233V232H78ZM77 233V234H78ZM89 233H91V232H89ZM103 233V229L101 230V234ZM104 233V234H105ZM150 233V232H149ZM178 233V232H177ZM181 233V232H180ZM2 234V233H1ZM0 234V235H1ZM101 234H99V235H101ZM109 234H111V233H109ZM4 235V234H3ZM108 235V234H107ZM138 235V234H137ZM153 235H155V233L153 234ZM187 235V236H188ZM5 236V235H4ZM64 236H66V237H64ZM79 236V235H78ZM84 236V235H83ZM82 236V237H83ZM88 237H90V236H88ZM88 237H86V238H88ZM110 237V236H109ZM137 237V236H136ZM148 237H151V236H149V234H148ZM2 238V237H1ZM37 238H39V239H42L41 241H39ZM84 238L85 237H83V239L82 240H80V241H78L77 243V248L79 249V250H83L84 251V247L85 246H83V242H84ZM3 239V238H2ZM37 239L39 242H35V240ZM89 239V238H88ZM94 239V238H93ZM105 239V238H104ZM110 239V238H109ZM113 239V238H112ZM108 240L107 241V239H106V241H107V245L109 246V247H113L114 248V246L116 245V242L114 241L115 239H113V240ZM69 240V239H68ZM156 240V239H155ZM71 241V240H70ZM86 241H87V239H86ZM96 241V240H95ZM105 241V242H106ZM22 242V241H21ZM146 242V241H145ZM66 243H67V241H66ZM66 243L64 244V245H66ZM95 243V242H94ZM137 243V242H136ZM151 243V242H150ZM149 243V244H150ZM193 243V242H192ZM198 242H196V244H197ZM72 244H74V243H71L70 245L72 246ZM88 244V243H87ZM105 244V243H104ZM103 244V245H104ZM148 244V243H147ZM148 244V245H149ZM194 244H195V242H194ZM195 244V245H196ZM25 245V244H24ZM61 245H63V244H61ZM156 246H158L157 244H155ZM69 246V245H68ZM75 246V245H74ZM73 246V247H74ZM106 246V245H105ZM152 246V245H151ZM27 247V246H26ZM64 247V246H63ZM70 247V246H69ZM72 247V248H73ZM96 247V246H95ZM98 247H99V245H98ZM104 247V246H103ZM145 247H147L146 246V244H145ZM154 247V246H153ZM152 247V248H153ZM158 247H160V246H158ZM194 247V246H193ZM28 248V247H27ZM77 248H76V250H75V252L77 251ZM81 248V249H80ZM86 249H87V247H85ZM93 248V247H92ZM149 247H147V249H148ZM31 249V248H30ZM65 249H67V247L65 248ZM75 249V248H74ZM94 249V248H93ZM97 249V248H96ZM150 249V248H149ZM155 250L157 249V247L156 248H154ZM153 249V250H154ZM160 249V248H159ZM158 249V250H159ZM68 250V249H67ZM78 250V251H79ZM81 250V251H82ZM87 250H89V249H87ZM5 251V250H4ZM13 251H15V250H13ZM30 251V250H29ZM64 251V250H63ZM66 251V250H65ZM99 251H100V249H99ZM145 251V250H144ZM17 252V251H16ZM38 252H39V254H38ZM92 252H93V250H92ZM150 252H153V251H151L150 250ZM158 251H156V254H158L157 253ZM195 252V251H194ZM196 252H197V250H196ZM34 253H32L31 252V254H34ZM91 253V252H90ZM96 253V252H95ZM147 253V252H146ZM80 254V253H79ZM94 254V253H93ZM153 254V253H152ZM151 253L149 254V255H152ZM15 255V254H14ZM16 255H17V253H16ZM42 255V254H41ZM89 255V254H88ZM95 255V254H94ZM97 255V254H96ZM197 255V254H196ZM33 256H35V255H33ZM37 256V257H38ZM77 256V255H76ZM147 256V255H146ZM15 257V256H14ZM78 257V256H77ZM84 257V256H83ZM96 257V256H95ZM99 257H101V255H99ZM153 257V256H152ZM161 257H162V255H161ZM160 257V258H161ZM49 258V257H48ZM48 258H47V260H48ZM76 258V257H75ZM102 258V257H101ZM147 258H148V256H147ZM149 258H151L150 256H149ZM18 259V258H17ZM42 259V258H41ZM50 259V258H49ZM78 259V258H77ZM98 259H100V258H98ZM153 259H155L154 257H153ZM153 259H151L152 261H153ZM158 259H159V257H158ZM2 260H5V262L7 263V264H11V263H13L14 264V262H16V259L14 260L13 259V257H12V249H8L6 252H4V254L2 255ZM81 260V259H80ZM97 260V259H96ZM101 260H103V259H101ZM126 260V259H125ZM161 260V259H160ZM37 261V260H36ZM43 261V260H42ZM51 261V260H50ZM74 261V260H73ZM107 261V260H106ZM147 261V260H146ZM164 261V260H163ZM52 262V261H51ZM161 262V261H160ZM47 263V262H46ZM123 263V262H122ZM140 263V262H139ZM39 264V263H38ZM48 264V263H47ZM76 264V263H75ZM77 264H79V263H77ZM81 264V263H80ZM151 264V263H150Z\"/></svg>",
    "mask_w": 264,
    "mask_h": 264
}]
</instances>
